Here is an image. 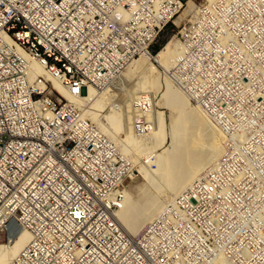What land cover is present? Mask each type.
I'll return each instance as SVG.
<instances>
[{
    "label": "built area",
    "instance_id": "1",
    "mask_svg": "<svg viewBox=\"0 0 264 264\" xmlns=\"http://www.w3.org/2000/svg\"><path fill=\"white\" fill-rule=\"evenodd\" d=\"M183 6L184 0H0V231L15 221L29 234L10 264L263 258L264 202L248 242L230 248L214 236L191 241L198 233L193 220L206 227L222 217L215 210L237 175L229 163L206 170L135 235L116 219L129 160L86 114L90 90L120 102L121 72L136 56L153 54ZM130 104L134 133L151 132L150 94Z\"/></svg>",
    "mask_w": 264,
    "mask_h": 264
},
{
    "label": "rangeland",
    "instance_id": "2",
    "mask_svg": "<svg viewBox=\"0 0 264 264\" xmlns=\"http://www.w3.org/2000/svg\"><path fill=\"white\" fill-rule=\"evenodd\" d=\"M192 1L193 3L184 0L183 10L174 17L175 25L170 22L160 34L158 42L152 46L154 51L150 57L154 59L168 43L173 45L175 42L176 45L170 52L171 57L174 54L171 66L164 68L153 62L159 86L154 90L151 86H145L140 92L150 94L153 109L148 118L153 122L152 131L136 134L131 125L133 110L129 99L139 94H134L133 90L137 84L144 82L140 70L125 80L122 88L116 92L120 102L114 103V95L111 94L113 98H110L105 109L98 111L103 115L113 107L122 109L117 112V115L121 112L118 117L126 116L127 119L126 124L121 120L122 130L113 129L108 118L107 121H102L100 116L94 118L88 111L86 114L99 126L104 125L110 130L111 136L117 140L115 143L120 144L124 156L129 160L118 193L126 190L136 201H142L145 194L156 193L157 184L161 182L159 172L151 170L156 167L150 161L154 160V152L150 154L152 150H142L143 153L138 150L142 144L154 145L159 112H162L165 141L162 148L159 147L156 151L161 152L171 142L169 133L173 112L165 105L163 98L164 76L189 98L191 104L205 110L209 121L219 129L223 137L216 149L205 158L197 175L178 194L201 180L206 170L217 167L221 171L222 165L229 163L237 175L226 198L215 210L222 217L206 227L200 224L199 220L202 218L193 220V228L198 233H193L191 241L196 246L201 238L209 237L212 240L211 236H214L222 239L230 248H235L240 243L248 242L253 236L256 213L264 202V0ZM188 2L190 4L187 8ZM121 105L124 106L120 107ZM134 155L138 159H134L135 164L132 160ZM138 166L151 171L152 184L134 170ZM170 197L162 196L164 204ZM14 222H7L1 228L0 244H7L15 236L18 229L13 231ZM234 229L238 232L233 233ZM240 235L245 237L239 238ZM261 257L260 261L256 260L253 264H264V254L259 255L258 259ZM247 260L248 257L241 256V261Z\"/></svg>",
    "mask_w": 264,
    "mask_h": 264
},
{
    "label": "bare ground",
    "instance_id": "3",
    "mask_svg": "<svg viewBox=\"0 0 264 264\" xmlns=\"http://www.w3.org/2000/svg\"><path fill=\"white\" fill-rule=\"evenodd\" d=\"M189 1L193 3L192 0ZM189 4L190 2H188L187 8ZM175 47V42L173 45L170 42L163 49H161L157 55H155L154 59L150 57V55L147 56V54L139 55L131 59L127 63L128 66L126 65L124 69L125 71H122L123 73L121 72L120 80L118 81L119 85L122 86V84L130 79L136 71L140 70L144 82L137 84L133 90V93L136 94L142 92L145 86H151L152 90L156 89L159 84L155 77L156 67L154 64L156 62L164 68L171 66L170 64L173 61L172 57L174 54L171 57L170 52H172ZM54 84L60 88L57 83L54 82ZM163 85L165 87L163 92L165 105L169 106L172 109L171 112H173L169 133L171 142L169 146L164 147L161 152L156 151L159 147L162 148V145L165 141L162 112H159V124L157 133L155 135L154 145L143 146L142 144L139 146L140 149H138L139 151L152 150L150 151V154L154 152V160L148 159V161L150 160L156 165V167H154V169L151 168V170H155L156 172L158 171L160 174L161 182L157 184L158 189L156 193L145 194V198H143L142 201H136L134 197L125 190L122 202L123 204L121 205L120 209L116 211V219L118 223L124 229V231L130 235L137 233L141 228L144 227L146 223H148L152 217H154L161 210L165 201L164 198H162L163 195L168 197L171 196L170 198H173L172 196H176L182 187L188 185V183L197 175L198 170L200 169L205 158L208 157L209 153H212L216 149L220 139L223 137L221 132H219V129L209 121L210 118L208 119V115L205 110L201 109L198 105L191 104L189 102V98H187L186 95L176 88V86L174 87L172 82H170L165 76ZM121 86H118V88ZM90 93L91 96L88 98V107L85 109V112L88 111L89 114L94 118H98L100 116L102 121H107L106 118H108L113 129L122 130L123 128L121 126V120H127L126 116H120L121 118L118 117L121 112L119 115H117V112L121 111L122 109L119 110L118 108V111L117 109H114L116 107H113L110 108L109 111H106V113L103 115L98 112H102V110L105 109L106 104L109 103L111 100L110 98H113V96L111 97L104 92L94 93L93 90H90ZM131 100L132 99H129V101ZM112 103L111 105L113 106ZM122 106L124 105H121L120 107ZM125 110L127 111L126 108ZM129 113L131 114V110ZM99 127L105 133H107L111 139L117 141L116 138L111 136V132L106 126L100 125ZM127 132L130 133L128 130ZM151 143L153 144V140ZM117 146H119L121 149L119 143H117ZM138 150L136 153L139 152ZM121 151L124 153L122 149ZM136 153L135 155L137 156ZM135 155L134 157L132 156L133 162L136 157ZM140 157L141 154L139 155V159H141ZM135 160L138 161V159ZM150 161L149 163H151ZM134 170L143 175V177H145L149 183H153L150 170H147L142 166H138V168ZM17 226L18 230L16 231L13 239H11V241H9L7 244H0V264H10L12 259L16 257V255L24 248L29 240L28 232L18 224ZM216 264L228 263H226V261L221 258Z\"/></svg>",
    "mask_w": 264,
    "mask_h": 264
},
{
    "label": "water",
    "instance_id": "4",
    "mask_svg": "<svg viewBox=\"0 0 264 264\" xmlns=\"http://www.w3.org/2000/svg\"><path fill=\"white\" fill-rule=\"evenodd\" d=\"M12 227H13V231H15L16 229H18V228H17V227H18V226H17V223H16V222H14V224H13V226H12Z\"/></svg>",
    "mask_w": 264,
    "mask_h": 264
}]
</instances>
